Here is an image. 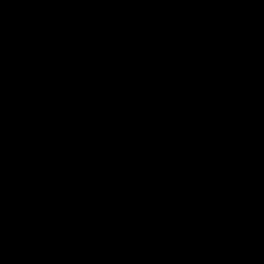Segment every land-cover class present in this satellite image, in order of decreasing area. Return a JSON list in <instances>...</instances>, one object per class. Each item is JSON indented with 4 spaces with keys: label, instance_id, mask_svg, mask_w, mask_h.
Here are the masks:
<instances>
[{
    "label": "crops",
    "instance_id": "crops-1",
    "mask_svg": "<svg viewBox=\"0 0 264 264\" xmlns=\"http://www.w3.org/2000/svg\"><path fill=\"white\" fill-rule=\"evenodd\" d=\"M78 53L70 48L57 70L64 73L59 93L53 90L57 82L40 76L30 57L6 54L0 67V96L17 112L4 141L12 154L0 161V264H56L60 257L80 264L76 249L96 243L97 236L132 247L129 236L140 227L136 213L147 215L148 206L165 197L188 201L233 239L232 252H193L189 264H238L247 238L264 231V49L226 54L223 66L214 68L232 73L214 84L217 91L206 92L205 81L192 73L190 90L169 91L165 84L153 91L146 77L137 87L140 73L128 71L133 82L110 93L113 111L101 102L90 129L64 119L66 101L83 98L73 90L70 71L85 63L101 77L109 69H94L92 58ZM158 92L185 101L187 113L169 103L160 113L167 121H188L187 137L169 140L154 131L148 103L138 97ZM57 122L68 124L65 134L53 130ZM176 160L191 170L182 177L171 172L168 165ZM137 189L140 196L132 199ZM122 190L129 192L127 203ZM110 211L117 220L102 228ZM158 211L149 216L145 240L164 221ZM144 254L143 244L135 247L137 261ZM124 258L132 264L127 252Z\"/></svg>",
    "mask_w": 264,
    "mask_h": 264
},
{
    "label": "clouds",
    "instance_id": "clouds-1",
    "mask_svg": "<svg viewBox=\"0 0 264 264\" xmlns=\"http://www.w3.org/2000/svg\"><path fill=\"white\" fill-rule=\"evenodd\" d=\"M20 5L15 9L18 23L12 24L5 20L4 9L0 7V67L6 53L16 60L31 58V64L38 70L39 75L48 81L57 82L53 90L59 93V81L64 73H57L67 63L66 55L70 52L69 44L63 35L73 31L66 23L65 15L58 6L59 0H11ZM118 12L137 25L145 17L166 15L179 25L184 26L190 33H202L209 25L225 14L214 0H121ZM256 24L264 34V0H259V11ZM70 36V35H69ZM129 67L126 53L117 52L113 57L111 68L101 77H97L94 70L85 63L77 64L70 71L73 90L78 97L68 99L65 105L64 119H76L85 129L93 126L92 114L103 102L106 112L113 111L110 93L122 86L126 80ZM52 113H49V118ZM17 112L8 109L0 96V161L12 154V147H4L5 138L14 131ZM53 130L61 135L68 131V124L57 122ZM171 172L182 177L188 173L190 165L182 161H173L168 165ZM140 196L137 191L132 199ZM120 199L127 203L129 192L121 191ZM164 221L145 240V233H149V216L157 211ZM146 212H137L136 217L140 227L134 229L129 236L134 241L132 247H117L114 242L97 236V242L89 244L86 249L77 248L80 264H126L124 254L132 264H189L193 252H203L210 256L220 257L233 251V239L229 234H219L217 228L206 218L203 211L181 198L165 197L155 199ZM117 220V212L104 214L102 228L110 227ZM143 244L145 254L136 260L135 247ZM71 251L73 245H66ZM238 264H264V231L250 235L240 248ZM56 264H66L60 257Z\"/></svg>",
    "mask_w": 264,
    "mask_h": 264
},
{
    "label": "trees",
    "instance_id": "trees-1",
    "mask_svg": "<svg viewBox=\"0 0 264 264\" xmlns=\"http://www.w3.org/2000/svg\"><path fill=\"white\" fill-rule=\"evenodd\" d=\"M120 2L121 0H59L58 6L64 13L66 22L77 29L78 41L84 48L98 45V42L96 44L91 39V36L97 34L106 38L105 43L115 54L120 51L126 53L129 65L127 72L136 70L140 73L136 78L137 87H141L140 81L146 77L153 91L164 89L165 84L169 91L190 90L188 86H193L190 78L192 73L205 81L206 92L217 91L214 84L224 82L232 73L231 70L224 71L226 74L220 73L214 68L223 66L226 54L264 49V34L256 24L259 0H214L225 9V14L202 33L188 32L169 15L164 18L155 15L145 17L137 25L118 12ZM15 18L16 13L13 19ZM192 36L194 41L190 45ZM81 37L92 43L81 42ZM112 54L102 55L104 59L110 56L112 60L115 55ZM106 60L105 65H112L113 61ZM151 67L157 70L148 75L145 71ZM132 82L127 78L124 84L131 85ZM138 98H145L147 101V116L154 131L160 136L178 140L189 135L191 126L188 121H167L161 118L160 106L165 103H169L179 114L187 113L185 101L180 95L158 92Z\"/></svg>",
    "mask_w": 264,
    "mask_h": 264
},
{
    "label": "rangeland",
    "instance_id": "rangeland-1",
    "mask_svg": "<svg viewBox=\"0 0 264 264\" xmlns=\"http://www.w3.org/2000/svg\"><path fill=\"white\" fill-rule=\"evenodd\" d=\"M20 5H17L13 2H11V0H0V7H2L4 9L3 15L6 21L12 23H18V19L15 18L13 19L14 15H15V9L17 7H19ZM12 23V24H13ZM67 23V22H66ZM69 24V23H68ZM71 25V24H69ZM73 28V31L68 33V35H63V39H65V41L69 44L70 48L75 51H78L80 55H87L89 56V59L92 58L93 61V68L94 69H109L108 67H111L112 65H105L104 61L106 59H108L109 61H113L110 60V56H106V59L103 58V55H108V53H113L112 55H114L115 53L113 52V49H111L107 43H105L107 40L106 38H101L99 35L94 34L93 36H91V39L94 41V43L98 45H96L95 47L92 48H87V47H83L80 43H79V39H78V32L77 29L75 28L74 25H71ZM182 31V30H181ZM184 31V30H183ZM70 35V36H69ZM94 36H96V38H94ZM194 36L191 37L190 40V45H193V41H194ZM197 37V36H196ZM190 39V38H189ZM88 39H85L84 37H81V42L85 43V41ZM101 41V42H100ZM87 42V41H86ZM87 43H92V42H87ZM104 43V44H103ZM101 46V47H100ZM106 51H104V50ZM8 54V53H6ZM115 56V55H114ZM91 61V60H90ZM107 61V60H106ZM111 63V62H110ZM154 67H151V69L153 70ZM144 82H146L147 80H143ZM166 104V103H165ZM164 106H167L165 105ZM170 109V108H169Z\"/></svg>",
    "mask_w": 264,
    "mask_h": 264
}]
</instances>
